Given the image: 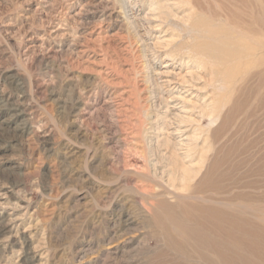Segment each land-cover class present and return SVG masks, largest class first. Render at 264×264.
<instances>
[{
    "label": "rangeland",
    "instance_id": "obj_1",
    "mask_svg": "<svg viewBox=\"0 0 264 264\" xmlns=\"http://www.w3.org/2000/svg\"><path fill=\"white\" fill-rule=\"evenodd\" d=\"M0 264H264V0H0Z\"/></svg>",
    "mask_w": 264,
    "mask_h": 264
},
{
    "label": "bare ground",
    "instance_id": "obj_2",
    "mask_svg": "<svg viewBox=\"0 0 264 264\" xmlns=\"http://www.w3.org/2000/svg\"><path fill=\"white\" fill-rule=\"evenodd\" d=\"M195 50L194 51L197 52V54L200 55L201 58L207 60L208 62L210 60L211 64L215 67L221 66L222 64L225 65L226 63L230 62V60L240 56V54L236 53L235 51L227 50L226 48L223 47V45L220 47L219 44L215 46L200 44L195 46ZM230 72L231 71H227L226 74H229ZM213 76L215 77L214 74ZM226 78L227 77H224V79H222L221 82H224Z\"/></svg>",
    "mask_w": 264,
    "mask_h": 264
}]
</instances>
